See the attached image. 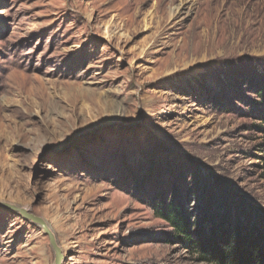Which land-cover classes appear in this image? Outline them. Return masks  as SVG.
Wrapping results in <instances>:
<instances>
[{
  "label": "rangeland",
  "instance_id": "rangeland-1",
  "mask_svg": "<svg viewBox=\"0 0 264 264\" xmlns=\"http://www.w3.org/2000/svg\"><path fill=\"white\" fill-rule=\"evenodd\" d=\"M175 194L264 212V0H0V201L62 264H206ZM0 264H54L43 229L0 209Z\"/></svg>",
  "mask_w": 264,
  "mask_h": 264
},
{
  "label": "trees",
  "instance_id": "trees-1",
  "mask_svg": "<svg viewBox=\"0 0 264 264\" xmlns=\"http://www.w3.org/2000/svg\"><path fill=\"white\" fill-rule=\"evenodd\" d=\"M153 205L159 218L168 222L175 238L198 255L203 263L264 264V212L256 213L253 224L249 218L252 209H248L249 213L244 209V216L238 214L237 218L227 215L215 221L214 216L209 217L207 225L211 229L207 232V225L202 222L194 230L186 206L177 194L169 200H157ZM202 212L208 214L209 208Z\"/></svg>",
  "mask_w": 264,
  "mask_h": 264
},
{
  "label": "water",
  "instance_id": "water-1",
  "mask_svg": "<svg viewBox=\"0 0 264 264\" xmlns=\"http://www.w3.org/2000/svg\"><path fill=\"white\" fill-rule=\"evenodd\" d=\"M0 209L9 211V212H15L19 213L25 220L31 222L32 224L39 225L45 235L48 237L50 245L54 252V264H62L63 261V254L61 249L58 246L57 240L51 229L49 228L47 222L43 220L40 217H37L33 214H31L27 209L25 208H19L15 205L5 203L0 201Z\"/></svg>",
  "mask_w": 264,
  "mask_h": 264
},
{
  "label": "bare ground",
  "instance_id": "bare-ground-1",
  "mask_svg": "<svg viewBox=\"0 0 264 264\" xmlns=\"http://www.w3.org/2000/svg\"><path fill=\"white\" fill-rule=\"evenodd\" d=\"M25 209H28V207H26ZM48 224V223H47ZM49 228L51 229L52 232H54V230H52V227L48 224ZM54 234V233H53Z\"/></svg>",
  "mask_w": 264,
  "mask_h": 264
}]
</instances>
